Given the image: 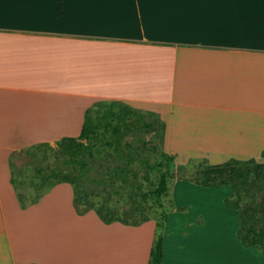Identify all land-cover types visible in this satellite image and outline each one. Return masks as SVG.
<instances>
[{
  "label": "crops",
  "instance_id": "crops-1",
  "mask_svg": "<svg viewBox=\"0 0 264 264\" xmlns=\"http://www.w3.org/2000/svg\"><path fill=\"white\" fill-rule=\"evenodd\" d=\"M98 101L157 115L163 151L179 164L264 163V0H0V264H119L102 258L108 251L94 261L61 258L65 249L52 240L88 223L106 242L126 232L146 236L141 256L127 264H147L153 221L129 227L105 225L93 211L79 216L67 183L22 209L11 184L12 153L76 138ZM177 188L217 200L233 221L230 235L238 230L235 211L223 205L229 187ZM195 211L203 224L185 237L167 233L173 220L166 224L161 264H174L175 244L206 230L210 214ZM39 228L47 236L41 244L33 240Z\"/></svg>",
  "mask_w": 264,
  "mask_h": 264
},
{
  "label": "trees",
  "instance_id": "trees-1",
  "mask_svg": "<svg viewBox=\"0 0 264 264\" xmlns=\"http://www.w3.org/2000/svg\"><path fill=\"white\" fill-rule=\"evenodd\" d=\"M141 115L154 114L134 109L120 102L98 101L86 109L81 131L76 138L64 137L55 142L56 148L64 157V165L82 175L90 170L88 167L97 159H108L112 156L130 159V163L137 162L139 166L148 170L142 175L140 183L133 182L129 186L130 191L126 196L131 204L120 210L109 205L111 195L102 201H96L90 194L81 196L76 188V182L69 181L68 177L63 176L57 184L67 183L71 186L72 206L75 213L81 216L88 211H93L103 224L118 222L133 227L153 220L155 228L147 264H161L163 231L168 213L173 207L170 200H167L169 182L182 180L204 188L227 186L231 193L223 200V205L235 211L237 215L239 225L236 233L237 240L241 246L259 251L264 260V163H257L254 159H229L221 164L211 165L206 159H189L185 165H176L173 173L170 170L174 166L173 158L163 151L157 153V149L148 147L147 143L138 138L137 134L140 133L141 128L145 127L141 123ZM154 121L158 125L156 137L162 145L164 123L158 117ZM131 133L136 134L137 140L125 141ZM40 148H49V144L39 143L12 153L9 156L11 170L14 169L15 164H18L15 163L17 158L23 157L30 150ZM145 152L148 156L150 153L158 154L163 162L149 163V157L144 156ZM194 167L198 170L191 173ZM155 169H158L156 173L153 172ZM37 172L40 173L41 170ZM131 173L134 178H137L136 170ZM186 173L188 174L182 175ZM111 174L116 178H122L125 173ZM36 176L40 178H38L40 182L36 184V190L31 197H24L20 194L21 185L16 183L15 175L11 172V184L22 209L36 203L54 186L47 183L48 176L43 177L40 174ZM125 181L122 179V182ZM185 209V207L178 208L177 211L182 212ZM151 210H153L152 217H150L151 213H148ZM138 217L140 218L137 219Z\"/></svg>",
  "mask_w": 264,
  "mask_h": 264
},
{
  "label": "rangeland",
  "instance_id": "rangeland-1",
  "mask_svg": "<svg viewBox=\"0 0 264 264\" xmlns=\"http://www.w3.org/2000/svg\"><path fill=\"white\" fill-rule=\"evenodd\" d=\"M156 117L157 115H141V123L144 124L145 127L141 128L140 133L137 135L141 141L147 143L148 147L155 148L157 149V153H160L163 151V145H160L156 137L158 134V125L154 123ZM135 140H137L135 133H131L125 139L127 142ZM167 154L173 158L174 166L170 168L173 173L175 171L174 168L176 165H185L187 163L186 161L184 164H179L174 154ZM144 156L149 157V163L156 162V164H160L163 162V159H159L158 154L153 155L150 153L148 156L147 152H145ZM63 161L64 157L56 148L55 143L49 144V148L30 150L23 157L17 158L15 163L18 164L14 165V171L16 183L21 185L19 189L20 194L24 197H31V195H33V191L36 190V184L38 185L40 182L38 180L39 177L37 178L36 175L39 176L40 174L43 175V177L48 176L49 182L47 183L52 185L57 184V182L60 181L63 176H66L68 177L69 181L76 182V188L81 196H83V194H90V196L94 197L93 199L96 201H102L105 200L108 195H111L109 205L120 210L121 208H125L131 204L130 200L126 196L127 192L130 191L129 186L133 182L140 183L142 181V175L148 171L146 168L139 166L137 162L130 163V159L127 160L126 158L123 159L121 157L117 158L116 156H112L108 159H97L90 167H88L90 170L82 175L81 173L72 170L71 167L64 165ZM37 170H41V172L38 173ZM133 170L138 172L137 178L133 177L131 173ZM157 170L158 169H155L153 172L156 173ZM197 170L198 168L194 167L190 172L194 173V171ZM123 172L125 174L122 175V178H116L111 174ZM187 174L188 173L182 175ZM122 179H125L126 181L122 182ZM176 183H190L191 185H194L191 182H182V180H171L169 182L167 200H170L173 207L168 213L166 224H168L169 220H173V226L176 225V227L172 228L170 225V231L167 232V226L165 225L163 237H165L166 232L174 236L177 231L180 236L185 237L188 235L189 230L192 227L201 226L203 224L202 216L195 215V210H199V207L210 214V217L208 219L206 230L197 232L192 237V241L190 240V242L187 244H175V246L178 247L179 255H171L173 256L174 264H264V260L262 259L259 251L254 248H245L240 246L241 244L236 237L237 231L233 236L230 235L234 226L233 221L219 213V206H217L219 203H217V200L210 201L208 199L210 196H203L201 192L199 193L197 190L193 189L180 190V188H177L174 193V186ZM33 184L35 185L33 186ZM27 201L28 200H26V202ZM180 202H185L186 205H180ZM191 205H193L194 208H191ZM183 207L186 208L184 211H177L178 208ZM206 207H209V209H206ZM152 212L153 210L148 211V213H151L150 217L153 216ZM178 215L181 217L185 216L186 220H179L178 222V220H175L178 218ZM139 218L140 217L137 219ZM235 218L236 222L238 223L236 213ZM149 221L153 220H148L146 222ZM146 222L142 224H145ZM176 222L178 223L176 224ZM179 225H182V231L178 230ZM87 228L88 229L82 227L81 229L83 230H80L82 232L79 233L77 231L73 232L72 230L65 232L66 236L61 241L57 240L56 238L52 240L57 242V244H53L55 245L54 247H57V250H59V247L65 249V257H61L58 254L55 255L61 258H66L68 261L73 262H79L81 260L94 261L99 260L95 257L108 251L107 255L103 256L102 258H115L117 262H120L119 264H127L132 260L138 259L141 256V250H143L145 247L146 236H142L138 233L126 232L117 235L114 234L113 241L106 242L101 240V236L99 235L98 231L93 226H91L90 223H88ZM42 229L43 228H39L37 232L38 235L33 238L34 241L39 239L40 244L46 242L47 240V236L45 238L46 232ZM74 236H77L78 238L76 239ZM132 239L139 240L136 242V240L134 241ZM169 246L172 249V244ZM116 252H121V255L112 256L113 253ZM124 252L127 254L124 255ZM131 253H134L137 255V257L127 258L128 254ZM44 257H46V255H44Z\"/></svg>",
  "mask_w": 264,
  "mask_h": 264
},
{
  "label": "bare ground",
  "instance_id": "bare-ground-1",
  "mask_svg": "<svg viewBox=\"0 0 264 264\" xmlns=\"http://www.w3.org/2000/svg\"><path fill=\"white\" fill-rule=\"evenodd\" d=\"M130 238H132V237H130ZM138 238V237H137ZM142 238V237H141ZM132 240H134V239H132ZM136 240V239H135ZM134 240V241H135ZM139 240V239H138ZM138 240H136V242L138 241ZM138 250V249H137ZM75 253H76V251H75ZM127 253H124V255H126Z\"/></svg>",
  "mask_w": 264,
  "mask_h": 264
}]
</instances>
